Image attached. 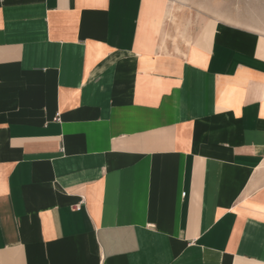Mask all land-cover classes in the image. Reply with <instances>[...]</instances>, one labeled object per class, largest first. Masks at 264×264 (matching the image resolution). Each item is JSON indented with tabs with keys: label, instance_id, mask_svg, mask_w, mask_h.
<instances>
[{
	"label": "crops",
	"instance_id": "0c3cea01",
	"mask_svg": "<svg viewBox=\"0 0 264 264\" xmlns=\"http://www.w3.org/2000/svg\"><path fill=\"white\" fill-rule=\"evenodd\" d=\"M0 264H264V28L0 0Z\"/></svg>",
	"mask_w": 264,
	"mask_h": 264
},
{
	"label": "rangeland",
	"instance_id": "374dc122",
	"mask_svg": "<svg viewBox=\"0 0 264 264\" xmlns=\"http://www.w3.org/2000/svg\"><path fill=\"white\" fill-rule=\"evenodd\" d=\"M202 11L236 23L264 28V0H185Z\"/></svg>",
	"mask_w": 264,
	"mask_h": 264
},
{
	"label": "bare ground",
	"instance_id": "6f19581e",
	"mask_svg": "<svg viewBox=\"0 0 264 264\" xmlns=\"http://www.w3.org/2000/svg\"><path fill=\"white\" fill-rule=\"evenodd\" d=\"M182 9V8H181Z\"/></svg>",
	"mask_w": 264,
	"mask_h": 264
}]
</instances>
